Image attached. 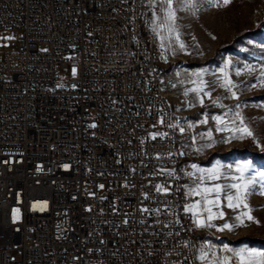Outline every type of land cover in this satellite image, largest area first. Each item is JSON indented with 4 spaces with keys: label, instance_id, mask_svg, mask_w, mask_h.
<instances>
[{
    "label": "built area",
    "instance_id": "built-area-1",
    "mask_svg": "<svg viewBox=\"0 0 264 264\" xmlns=\"http://www.w3.org/2000/svg\"><path fill=\"white\" fill-rule=\"evenodd\" d=\"M138 1L0 0L18 42L0 61V264H193L178 118L159 96L173 80L140 45Z\"/></svg>",
    "mask_w": 264,
    "mask_h": 264
},
{
    "label": "rangeland",
    "instance_id": "rangeland-1",
    "mask_svg": "<svg viewBox=\"0 0 264 264\" xmlns=\"http://www.w3.org/2000/svg\"><path fill=\"white\" fill-rule=\"evenodd\" d=\"M145 6L151 11L153 21L154 15H163L158 0L152 5L145 0ZM174 7L177 9L175 31L170 33L166 28L158 29V40L163 46V59L158 53V63L163 61L162 81L173 80L170 87L163 86V90L169 94L178 118L176 150L180 158L181 182L183 191L188 193H185L186 198L192 205L201 199L198 195L189 194L196 181L195 176L188 175L195 171L191 167L193 164L203 169L205 175L208 170L219 166L220 178L206 181L209 185L233 182L232 177L239 175L237 164L252 165L246 173L247 178L264 172V162L255 154L264 150V98H261L264 95V56L250 53L248 57L252 59L245 57L242 46L235 52H217L218 47L232 40L240 30L257 25L264 16V0H228L227 3L225 0H174ZM16 33L13 27H0V36L8 35L10 38L9 45H0V61L6 51L17 47ZM212 56L215 60H210ZM201 70L203 73L199 78L193 75ZM201 80L205 82L204 85L200 83ZM226 80H231L235 85L231 91L222 86ZM194 87L203 88L200 93L203 104L196 93L189 91L187 95L184 94ZM205 92L210 93V97L204 95ZM206 118L207 123H202ZM241 118L243 124L240 123ZM245 126L253 135L244 134ZM209 132L211 137L208 136ZM210 153L213 156L209 161L201 162ZM262 183L264 181L257 176L255 185L243 201L247 208L243 204L237 208L227 207L224 193L220 194L219 205L212 207V212L222 211L223 217L214 218L211 222L214 226H199L198 264H222L226 256L232 258L231 264H239L233 253L225 250V245L229 249L264 251L263 244L237 241L245 235L264 237ZM210 198H214V194ZM204 207L201 204L203 219L207 216ZM242 213H250L254 219L248 220L246 216L237 219ZM224 224L230 227L223 229ZM202 248L207 251L205 260L199 259Z\"/></svg>",
    "mask_w": 264,
    "mask_h": 264
},
{
    "label": "snow or ice",
    "instance_id": "snow-or-ice-1",
    "mask_svg": "<svg viewBox=\"0 0 264 264\" xmlns=\"http://www.w3.org/2000/svg\"><path fill=\"white\" fill-rule=\"evenodd\" d=\"M157 0H149L150 5L156 3ZM227 3L228 0H225ZM160 10L162 11L163 15H154V21H153V31H156L157 34H159L158 29L166 28L170 33L175 31V22L177 19L176 11L177 9L174 7V0H158ZM154 13L156 9H153ZM156 21H160V23H156ZM177 34V39H178ZM181 49L184 48V45L181 43L180 45ZM203 73V70H201L200 73H194L197 78H199ZM75 74V71L74 73ZM239 74V73H237ZM262 76H264V73H262ZM195 83V81H193ZM202 85L205 84L204 81H200ZM224 87H228L231 91L232 87H235V85H232L231 80H226V83L222 85ZM189 91H192L196 93V95L199 97V101L201 104H203V96H200V93L203 91L202 87H194L192 89H188L185 91V95L188 94ZM204 95H207L210 97V93L205 92ZM235 95V93H233ZM191 106V105H190ZM237 116H239V113H236ZM213 119L220 120V117H213ZM163 119H161L160 123H163ZM202 123H207V118L202 121ZM241 124H243V119L241 118L240 121ZM94 126V125H93ZM170 127L175 128L176 125H169ZM189 127H192V125H189ZM181 132L184 131L183 128L180 129ZM244 134L251 136L253 135L250 130H248L245 126L244 128ZM166 133H153L151 134V138L155 140L157 136H166ZM208 136L211 137V132L208 133ZM191 167L195 170L193 172L188 173L189 176H195V187L189 190L190 195H198L201 197L200 200H197L194 204L189 205L186 207V211H189L193 214L194 217L197 218L198 226L200 227H211L212 221L214 218H222L224 213L212 212V207H218L219 201H220V194L224 193V199L227 201V207L229 208H237L240 207L241 204L245 208L248 207L246 203H243L246 196L250 193V190L256 183V177L259 176L261 181H264V172H257L254 175H252L250 178L246 177V173H248L249 169H251L252 165L250 163H244V164H237L236 165V171L239 173V175H235L232 177V181L229 184H219L214 183L209 185L206 183V181H215L220 178V171L219 166L214 167L213 169L208 170L207 174L205 175V172L203 169H200L198 165L193 164ZM199 173V175H197ZM169 175H172V172H168ZM261 187L264 188V183L261 184ZM157 191H163L164 193H167L169 191L168 188L157 185L156 186ZM235 190L234 192H231L230 190ZM214 194V198L212 195ZM201 204H203L205 207L203 211L207 212V216L205 219H200L201 214ZM144 211H148V209H144ZM158 211V210H157ZM246 216L248 220H253L254 218L250 215V213H242L241 216H238L237 219H241L242 217ZM230 226L228 224L223 225V229H227ZM221 229V230H223ZM226 251H231L233 253V256L238 259L239 264H264V251H257L253 249H247V248H241V249H229L227 245L224 246ZM207 258V251L205 249L200 250V260H205ZM231 257H224L222 264H231Z\"/></svg>",
    "mask_w": 264,
    "mask_h": 264
},
{
    "label": "trees",
    "instance_id": "trees-1",
    "mask_svg": "<svg viewBox=\"0 0 264 264\" xmlns=\"http://www.w3.org/2000/svg\"><path fill=\"white\" fill-rule=\"evenodd\" d=\"M243 47V56L248 57L250 53H259L264 56V16L260 18L257 25L253 28L243 29L238 32V34L229 42L222 44L218 47L217 52L222 50V52H235L240 47ZM217 53V55H219ZM252 59L253 57H248ZM210 60H215V57H210ZM264 98V95L261 96ZM258 159L264 162V150L255 152ZM213 156L210 153L206 158H203L201 162L206 163ZM237 241H248L251 244L259 243L264 245V237L245 235L240 237Z\"/></svg>",
    "mask_w": 264,
    "mask_h": 264
},
{
    "label": "bare ground",
    "instance_id": "bare-ground-1",
    "mask_svg": "<svg viewBox=\"0 0 264 264\" xmlns=\"http://www.w3.org/2000/svg\"><path fill=\"white\" fill-rule=\"evenodd\" d=\"M138 10L136 12V23L138 26V40L140 42L141 46H145V53L146 55H153V63H158V53L155 52V46H156V38H149V34L146 31L147 27V19H146V12L148 11L145 6V0H139L138 1ZM163 75V72H162ZM159 96L165 101V104L167 105L169 109V114L171 118H177L173 103L169 97V94L166 93L163 90V86L159 87ZM198 238H195V245H194V258H193V264H198V258H197V251L198 250Z\"/></svg>",
    "mask_w": 264,
    "mask_h": 264
},
{
    "label": "crops",
    "instance_id": "crops-1",
    "mask_svg": "<svg viewBox=\"0 0 264 264\" xmlns=\"http://www.w3.org/2000/svg\"><path fill=\"white\" fill-rule=\"evenodd\" d=\"M186 193V192H185ZM188 195V193H186ZM188 198V197H187ZM187 198L183 201V206L186 208L187 206L191 205V201H188ZM187 202V203H186ZM189 203V204H188Z\"/></svg>",
    "mask_w": 264,
    "mask_h": 264
},
{
    "label": "water",
    "instance_id": "water-1",
    "mask_svg": "<svg viewBox=\"0 0 264 264\" xmlns=\"http://www.w3.org/2000/svg\"><path fill=\"white\" fill-rule=\"evenodd\" d=\"M200 219L203 220V215L202 214H200Z\"/></svg>",
    "mask_w": 264,
    "mask_h": 264
}]
</instances>
